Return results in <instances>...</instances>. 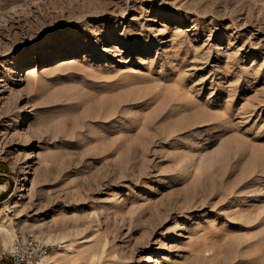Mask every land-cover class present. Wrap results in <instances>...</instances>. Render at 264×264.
<instances>
[{
    "label": "rangeland",
    "instance_id": "1",
    "mask_svg": "<svg viewBox=\"0 0 264 264\" xmlns=\"http://www.w3.org/2000/svg\"><path fill=\"white\" fill-rule=\"evenodd\" d=\"M6 191L0 264H264V0H0Z\"/></svg>",
    "mask_w": 264,
    "mask_h": 264
},
{
    "label": "built area",
    "instance_id": "2",
    "mask_svg": "<svg viewBox=\"0 0 264 264\" xmlns=\"http://www.w3.org/2000/svg\"><path fill=\"white\" fill-rule=\"evenodd\" d=\"M49 245L38 237H24L11 252L13 264H40L48 253Z\"/></svg>",
    "mask_w": 264,
    "mask_h": 264
},
{
    "label": "bare ground",
    "instance_id": "3",
    "mask_svg": "<svg viewBox=\"0 0 264 264\" xmlns=\"http://www.w3.org/2000/svg\"><path fill=\"white\" fill-rule=\"evenodd\" d=\"M66 62H67V61H66ZM61 65H62V64H61ZM35 70H36V69H34V68L29 69L27 75H31L33 72H35Z\"/></svg>",
    "mask_w": 264,
    "mask_h": 264
},
{
    "label": "trees",
    "instance_id": "4",
    "mask_svg": "<svg viewBox=\"0 0 264 264\" xmlns=\"http://www.w3.org/2000/svg\"><path fill=\"white\" fill-rule=\"evenodd\" d=\"M6 194H7V191L6 192H3V194L0 195V201L3 200V198L6 197Z\"/></svg>",
    "mask_w": 264,
    "mask_h": 264
}]
</instances>
